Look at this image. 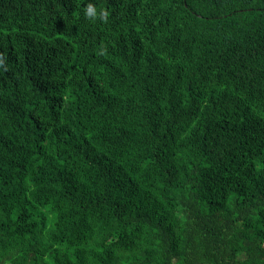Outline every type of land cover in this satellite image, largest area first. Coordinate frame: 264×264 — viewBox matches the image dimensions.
Returning a JSON list of instances; mask_svg holds the SVG:
<instances>
[{"label": "trees", "instance_id": "1", "mask_svg": "<svg viewBox=\"0 0 264 264\" xmlns=\"http://www.w3.org/2000/svg\"><path fill=\"white\" fill-rule=\"evenodd\" d=\"M0 264H264V0H0Z\"/></svg>", "mask_w": 264, "mask_h": 264}, {"label": "clouds", "instance_id": "2", "mask_svg": "<svg viewBox=\"0 0 264 264\" xmlns=\"http://www.w3.org/2000/svg\"><path fill=\"white\" fill-rule=\"evenodd\" d=\"M85 17L95 22L96 20H106L107 13L103 9H97V7L91 3L87 4L85 8Z\"/></svg>", "mask_w": 264, "mask_h": 264}]
</instances>
